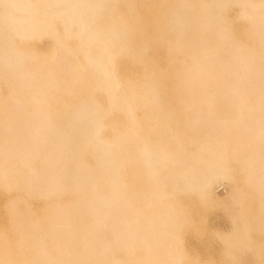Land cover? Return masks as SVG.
I'll return each instance as SVG.
<instances>
[{
    "label": "bare ground",
    "instance_id": "obj_1",
    "mask_svg": "<svg viewBox=\"0 0 264 264\" xmlns=\"http://www.w3.org/2000/svg\"><path fill=\"white\" fill-rule=\"evenodd\" d=\"M141 1L0 0V264H264V0Z\"/></svg>",
    "mask_w": 264,
    "mask_h": 264
},
{
    "label": "rangeland",
    "instance_id": "obj_2",
    "mask_svg": "<svg viewBox=\"0 0 264 264\" xmlns=\"http://www.w3.org/2000/svg\"><path fill=\"white\" fill-rule=\"evenodd\" d=\"M145 3H151L150 0H143ZM143 1H141L143 3ZM140 2V3H141ZM236 14L235 9H231L228 12V16L230 18H233ZM234 31L237 33L238 37L241 38V28L243 25L239 22L236 21L234 23ZM238 30V31H237ZM45 42V41H44ZM46 43V42H45ZM45 43H39V48L41 50L46 49V44ZM121 69H125L124 65L121 63L119 65ZM134 70H139V68H133ZM223 186H226L225 193L223 192H217L215 190L214 194L219 195L224 202V204L228 203V195L231 192V188H233L232 184L229 183H224L222 184ZM221 185V186H222ZM231 186V187H230ZM0 226L5 225L6 223V216L5 213H3V198H1L0 194ZM189 200L192 201V206H191V211H192V217L194 220H197L201 217L206 218V226L207 229L214 230L217 232H220L222 234L227 233L230 230V222L229 218L227 216V210L225 207H219V208H214L210 209L208 211H204L198 204H197V198L192 195ZM183 238V243L184 247L187 251V253L191 257H197L202 261H206L208 259H213L215 260L216 264H220V250H221V244L220 241L212 237L209 233H203L202 235H198L195 232H186ZM48 243V240H47ZM237 264H257V259L256 256L254 255L253 252L251 251H246L242 252L236 259Z\"/></svg>",
    "mask_w": 264,
    "mask_h": 264
},
{
    "label": "built area",
    "instance_id": "obj_3",
    "mask_svg": "<svg viewBox=\"0 0 264 264\" xmlns=\"http://www.w3.org/2000/svg\"><path fill=\"white\" fill-rule=\"evenodd\" d=\"M225 187H226V186L218 185V186H216V191L225 193V190H226Z\"/></svg>",
    "mask_w": 264,
    "mask_h": 264
}]
</instances>
